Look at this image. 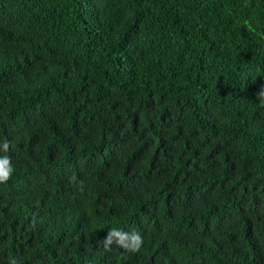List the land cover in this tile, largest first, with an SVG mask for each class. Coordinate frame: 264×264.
<instances>
[{
  "label": "trees",
  "instance_id": "trees-1",
  "mask_svg": "<svg viewBox=\"0 0 264 264\" xmlns=\"http://www.w3.org/2000/svg\"><path fill=\"white\" fill-rule=\"evenodd\" d=\"M262 88L264 0H0V264H264Z\"/></svg>",
  "mask_w": 264,
  "mask_h": 264
},
{
  "label": "clouds",
  "instance_id": "clouds-1",
  "mask_svg": "<svg viewBox=\"0 0 264 264\" xmlns=\"http://www.w3.org/2000/svg\"><path fill=\"white\" fill-rule=\"evenodd\" d=\"M257 98L264 103V88L257 93ZM2 150L6 153L9 150V142L2 144ZM14 172V167L10 158L5 155L0 157V183H6L11 179ZM115 243L119 248L127 252H138L143 245V238L137 231L125 232L118 229H111L108 231L106 238L100 242V244L107 251L111 245ZM10 264H17L15 260H12Z\"/></svg>",
  "mask_w": 264,
  "mask_h": 264
}]
</instances>
